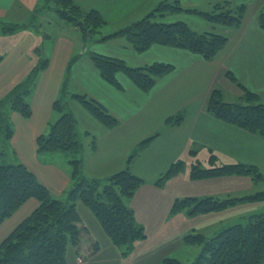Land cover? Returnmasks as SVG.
<instances>
[{"label": "crops", "instance_id": "obj_1", "mask_svg": "<svg viewBox=\"0 0 264 264\" xmlns=\"http://www.w3.org/2000/svg\"><path fill=\"white\" fill-rule=\"evenodd\" d=\"M33 1L38 3L39 0H0V20L7 21L6 14L10 15L15 8L19 14H12L17 16L12 22L26 20L24 18H29L30 11L23 10L19 3L32 4ZM73 2L85 11L97 10L102 15L106 21L102 29L103 36L111 35L140 21L165 2H179L184 10L200 12H211L216 4L228 2L232 6L245 5L246 14L238 28L215 27L198 16L202 21L197 25L194 19L189 18L195 15L185 12L181 13L186 14L185 17H173L186 21L197 32L213 31L228 37L226 46L212 60H206L201 55L186 50L161 45H154L144 53H136L127 40L121 37L92 43L87 54L79 53L84 41L78 43L59 37L50 47L45 44L49 66L39 74L37 86L29 97L33 115L30 119H25L17 112L10 113L9 120L13 125L14 135L8 149L13 151L20 163L33 172L56 198L67 194L72 185L71 172L64 167L63 161L65 159L66 165V157L59 158V165L42 163L37 140L40 135L47 133L55 117L54 102L61 92L67 73L73 94L94 99L119 120V125L109 130L84 109L77 111L78 126L80 122L86 121L83 133L87 136V132H90L97 139L95 151L88 150L87 160H84L86 177L105 180L129 168L133 174L145 181V185L157 187L159 178L177 161H183L192 167L198 160L193 152L198 149L207 152L210 157L215 155L221 165H255L264 172V139L218 120L207 110V103L214 89L220 90L224 99L227 94L233 98L228 99L230 101L225 99L227 102H236L239 99L242 95L240 85L257 94L259 101L264 97V31L260 26L264 0ZM58 24H61L60 27H68L63 22ZM70 29H73L71 33L76 36V28ZM38 45H41V39L29 30H19L0 37V55L3 56L0 63V101L31 74L38 63L35 52ZM89 51L123 60L131 67H143L159 62L173 65L174 70L159 79L148 93L139 90L124 75H118L122 85V89L118 90L103 79L90 59ZM230 74L236 78L235 81L229 77ZM181 113L184 114V119L180 125H175L174 119ZM149 138L152 140L140 147L142 142ZM85 139L89 142L90 137ZM113 164H116V168L112 167ZM127 204L135 213L133 198L128 200ZM38 205V201L31 199L11 218L4 221L0 225V243ZM142 245V248L146 247V244ZM117 249L122 254L121 249ZM161 258L163 257H160L159 262ZM74 264L97 263L92 260L84 262L80 256Z\"/></svg>", "mask_w": 264, "mask_h": 264}, {"label": "trees", "instance_id": "obj_2", "mask_svg": "<svg viewBox=\"0 0 264 264\" xmlns=\"http://www.w3.org/2000/svg\"><path fill=\"white\" fill-rule=\"evenodd\" d=\"M45 6L54 11L58 23H66L79 28L85 43H101L114 38H124L136 53H144L154 45L186 50L212 60L227 44L228 37L213 31L197 32L186 21L169 18L172 13L192 14L206 20L213 26L238 28L245 17L246 6H232L228 2L216 4L211 12L184 10L179 2L161 3L155 11L111 35H102L106 24L97 10L85 11L73 0H46ZM30 23V24H29ZM37 22H34L36 24ZM33 22L19 24L0 20V37L27 29ZM260 26L264 31V13L260 15ZM80 29V28H79ZM81 30V29H80ZM46 38L50 36L46 34ZM38 63L26 80L2 101H0V154L4 155L14 135L9 120L10 113L17 112L25 119L33 115L29 97L37 86L39 74L48 68L49 58L43 48H36ZM87 52V51H86ZM90 59L101 76L118 90L122 89L118 75L127 77L139 90L150 92L158 80L170 74L174 67L165 63H154L143 67H131L123 60L89 51ZM3 56L0 55V63ZM234 81V76H229ZM66 82L63 84L64 93ZM242 95L236 102H227L223 93L212 90L208 112L227 124L256 134L264 139V104L259 96L241 86ZM95 120L106 129L112 130L119 120L106 108L86 95H70ZM55 117L50 123L48 133L38 137V153H79L83 144L79 140L78 122L69 103L62 95L54 102ZM184 114L177 115L175 125H180ZM88 150L95 151L97 139L90 132ZM86 136V137H87ZM152 138L142 142L144 147ZM195 153V152H193ZM208 169H202L196 161L192 165L193 178H209L226 175H252L255 181H263L264 176L255 165H219L215 155L210 157ZM70 163V164H69ZM72 187L67 198H56L41 183L33 172L22 163L0 165V225L11 218L26 202L38 201V207L0 243V264H67L69 244L74 246L80 256L82 248L85 255L91 256L98 250L95 241L84 226L77 212V202L84 203L102 225L112 243L127 255L135 248L137 241L147 238L145 228L136 222L134 210L127 204L145 181L133 174L129 168L113 174L104 181L89 179L84 175L82 159L68 160ZM72 166V167H71ZM185 168L183 161L172 164L157 181H165ZM264 192L225 198L186 197L176 200L172 212L185 211L188 215L208 214L229 207L247 203L263 202ZM187 244L199 245L200 254L192 264H264V212L249 215L239 222L218 231L210 237L201 233L184 237ZM84 259V256L81 255ZM163 264H183L176 259H164Z\"/></svg>", "mask_w": 264, "mask_h": 264}, {"label": "rangeland", "instance_id": "obj_3", "mask_svg": "<svg viewBox=\"0 0 264 264\" xmlns=\"http://www.w3.org/2000/svg\"><path fill=\"white\" fill-rule=\"evenodd\" d=\"M44 2L46 3V0H39L38 3L37 1H33L32 4L19 3V6L22 7L23 10L26 9L30 11L29 18H24L26 20H20L21 22H12L15 18L17 19V16L12 15L14 12L18 13L16 8L13 10V12H11L10 15L6 14L7 21L5 19L3 20L5 22L19 24L33 22L32 25H34V27L28 26L27 29L20 30H29L32 33L38 35L41 39V45H38L37 48H43L45 51H47V47H50L52 42H54L59 37L69 38L78 43L84 41L80 47L79 53L82 52L84 47L89 50L94 40L89 39L85 43L84 35L78 27H70L69 24H66L68 27L65 25L60 27L61 24H58L55 12L49 10V8H47L48 6L44 5ZM179 16L185 17L186 14L172 13L169 14L168 17L173 18ZM189 18L194 19L197 25L200 24V21H202L198 19L197 16V19H195V16H189ZM34 22L37 23L34 24ZM70 28H76V36L71 33L73 29ZM46 34L50 36L49 39L46 38ZM87 52L84 54H87ZM65 82L66 84L68 83V87L65 86V93L64 87H62L57 99H59L62 95L64 101L69 103L71 110H75V117H77V111H79L80 108H83L79 103L73 101L70 96L73 95L74 92L68 73L64 83ZM227 97L228 94L225 96L227 101H230L228 99H233L231 97ZM260 102L264 104V97L260 99ZM83 125H87L86 121L80 122V125L78 126V129L80 128L79 140L83 144L81 151L77 153L78 155L72 153H42L39 154L41 157V162L59 165L61 164V159L59 158L66 157V165L65 159L63 161L64 167H66V169H70V163L68 164V160L82 159L84 163V160H87L88 143L85 139L86 135L83 133ZM195 155L198 157L197 161L201 163V168L208 169L210 165L209 154L198 149L195 151ZM49 158H52L53 160H48ZM11 163L16 164L20 163V161L12 150L6 149V153L4 155L0 154V165ZM218 164L221 165L220 162H218ZM112 167L116 168V164H113ZM86 171L87 169L85 167V175ZM88 171L92 174L90 168H88ZM259 171L264 176V172H262L260 169ZM72 183L73 180L71 179V184ZM71 187L72 185L69 187L68 192L70 191ZM260 191L264 192V180L255 181L250 174L193 178L192 167L191 165L186 164L185 168L181 170V172L168 178L163 185L156 187L152 185H145L144 183L134 194L133 206L135 209L136 222L139 224L141 223L145 227L147 238L140 241L141 243H138L139 241L136 242L133 251L127 255L119 253L117 249L118 247L116 246V248L115 245H113L92 211L86 205H84V203L78 201L76 206L77 212L83 220L84 226L88 229L90 236L98 242L99 247V250L91 256L85 255L86 252L83 247L81 255L84 256V262H89L92 260L97 264H163L164 259L166 258L176 259L183 264H192L200 254L201 247L197 244L193 245L185 243L184 237L186 235L201 233L206 237L213 236L224 228L235 225L239 222H244L249 215L263 213L264 201L241 203L222 211L208 214L188 215L185 211H178L176 213L172 212V208L176 200H181L186 197L201 198L213 196L225 198V195L230 197H241L245 195H251L252 193L256 194ZM51 193L54 197H56L53 192ZM62 198L66 199L67 194L61 196V199ZM142 244H146V247L142 248ZM115 251L117 253H115ZM80 256L77 255L74 246L69 244L67 251V262L69 264H74L78 261ZM160 257L163 258H161L162 260L159 262Z\"/></svg>", "mask_w": 264, "mask_h": 264}, {"label": "water", "instance_id": "obj_4", "mask_svg": "<svg viewBox=\"0 0 264 264\" xmlns=\"http://www.w3.org/2000/svg\"><path fill=\"white\" fill-rule=\"evenodd\" d=\"M78 25H79V28L81 29V31H83V29H82V23H79ZM86 51H87V49L84 47L81 53L83 54Z\"/></svg>", "mask_w": 264, "mask_h": 264}]
</instances>
